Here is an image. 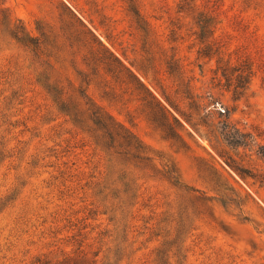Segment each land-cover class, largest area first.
<instances>
[{
	"label": "rangeland",
	"instance_id": "374dc122",
	"mask_svg": "<svg viewBox=\"0 0 264 264\" xmlns=\"http://www.w3.org/2000/svg\"><path fill=\"white\" fill-rule=\"evenodd\" d=\"M1 1L30 32L36 22L75 31L72 13L79 17L107 47L89 56L101 67V86L91 90V100L151 149L154 165L127 221L126 249L104 264H264L263 67L256 59L247 64L249 76L214 72L217 59L230 64L234 47L244 41L235 21L243 18L248 30L264 37V12L230 9V0L211 15L179 11V0ZM127 4L139 8L148 33L139 34ZM210 16L218 23L204 34L213 28L223 46L209 58L196 52L195 22ZM4 78L0 264L61 258L83 239L78 232L87 236L90 254L105 250L106 236L98 239L111 224L103 207L90 203L86 185L97 156L80 146L79 136L71 137L70 124L42 88L24 81L13 93L15 85ZM186 216L191 225L180 232ZM114 245H107L110 256Z\"/></svg>",
	"mask_w": 264,
	"mask_h": 264
},
{
	"label": "trees",
	"instance_id": "16d2710c",
	"mask_svg": "<svg viewBox=\"0 0 264 264\" xmlns=\"http://www.w3.org/2000/svg\"><path fill=\"white\" fill-rule=\"evenodd\" d=\"M225 1L179 0L177 7L179 11L196 8L203 15H211L225 10ZM228 7L239 8V12L247 9L264 12V0H230ZM127 9L135 15L139 34L148 33L150 30L139 8L127 4ZM72 14L77 22L75 31L62 27H45L36 22V32H30L0 0V77H5L4 82L15 85L13 93L17 92L24 81L42 88L51 106L62 113L65 116L64 121L70 124V130L67 132L71 137L79 136L82 140L80 146L87 145L91 148V156H97L98 159L92 166L90 180L86 182L92 197L90 203L101 205L103 209L100 213L106 215L108 223L111 224V228L101 232L98 239L103 241L106 236L105 250L98 248L90 254L84 246L87 236L78 232L77 234H82L83 239H74L77 240V245L71 253L56 260L41 261L38 258L39 264H98L99 259L104 264V261L110 262L113 257L115 259L120 249H126L124 234L128 227L127 221L132 217V210L140 196L141 182L145 183V178L149 177V171L154 165L151 149L101 104L91 100V90L101 86V67L99 68L96 61L90 60L89 56L96 54L102 47H107L79 17ZM211 18H199L195 22L200 31L196 36V52L199 56L209 58L211 53L220 52L223 46L220 39L213 35V28L210 29V34H204L218 23ZM173 24L174 22H171V25ZM234 25L240 29L244 41L234 47L233 61L230 64L217 59L218 64L214 72L220 70L221 75L225 76L232 73H235V76H249L252 69L247 64L256 59L264 71V37L255 30H248L249 23L243 18L235 21ZM170 30L173 32L174 28ZM167 66L172 73L168 62ZM153 67V64L149 65V68ZM239 87L241 86L238 84L234 85V89ZM161 106L173 120H179L166 104ZM115 143L119 144L121 149H115ZM163 165L168 167L167 163ZM172 171L175 170L169 173L173 178L175 175ZM186 217L181 222L179 220L180 232L187 230L191 225V216ZM113 241L115 249L110 256V247L107 245ZM163 245L157 249V254L162 252Z\"/></svg>",
	"mask_w": 264,
	"mask_h": 264
}]
</instances>
